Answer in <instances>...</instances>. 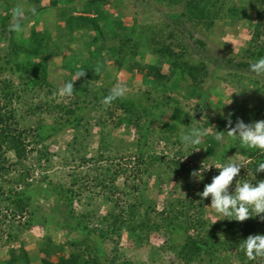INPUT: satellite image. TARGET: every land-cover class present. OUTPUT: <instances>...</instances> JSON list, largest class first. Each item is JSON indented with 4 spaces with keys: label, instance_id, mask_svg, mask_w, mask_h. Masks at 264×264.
<instances>
[{
    "label": "trees",
    "instance_id": "obj_1",
    "mask_svg": "<svg viewBox=\"0 0 264 264\" xmlns=\"http://www.w3.org/2000/svg\"><path fill=\"white\" fill-rule=\"evenodd\" d=\"M128 1L49 0L47 5H42V0H24L27 4L30 2L35 5L33 7L37 14L29 13L24 18L23 26L32 16L38 19L40 15L54 11L58 17L57 38L53 39L50 30L33 27L30 39L21 42L15 38L16 33L9 30L13 22L11 10L20 5L19 0H0V35L3 41H7L6 51H2L0 45V212L2 209L6 214H11L14 221L17 217L24 218L22 229L34 226L46 229L39 249L41 264H134L119 261L118 255L108 256L105 241L113 236L121 238L126 232L134 237L136 246L141 247L149 242L153 233L160 231L166 233L168 249L179 257L182 264H264V258L248 260L240 248V243L248 235L264 234V222L259 218H249L243 222L224 218L222 222L212 223L207 217L210 197L201 201L198 195L212 178L205 172L204 180L198 181L197 190L191 189L190 173L201 166L197 162H183V157H186L183 151L185 145L179 137L191 127L193 119L183 110L178 99L169 96L171 91L185 90L190 99L204 105L206 99H209L208 92L203 90L209 67L204 58L195 59L192 56L190 41L194 37L186 31L184 18L210 31L218 20L231 24L232 20L247 14L242 13L241 8L235 4L225 8L227 0H135L156 9L154 14L157 15L160 7L151 2H166L168 6L177 3L179 7L182 6L181 13L172 12L167 18L158 15L164 24L156 26L148 23V26L139 29L136 21H127ZM110 4L118 11L112 13L107 9ZM249 9L256 10V18L250 21L251 38L245 53L256 61L264 57V0H251ZM140 30L149 33L146 40L143 34L142 38L139 35ZM77 38L82 40V50L79 56L62 58L63 68L68 70L69 75L64 77L60 87L72 81L77 72L84 71L85 75L73 82L74 94L67 96V100H50V96L57 95L60 88L50 81V61L62 55L60 49L55 50V47L60 42L70 47L69 43L74 44ZM193 44L196 50L207 48L206 42L201 39L193 41ZM111 56L117 72L125 68L138 87L147 89L145 94L121 96L109 104L103 102L112 89L110 86H98V83ZM232 61L228 60L227 63L231 64ZM219 62L218 71L225 66ZM251 64L238 63L236 66L250 68ZM165 66L168 67L166 72ZM7 75L18 78L19 83L15 84ZM230 76L232 81L240 85L243 79H247L235 74ZM34 94L39 98L44 94L43 100L34 102L35 99L31 97ZM22 104L26 105L27 116L46 113L53 117L54 122H39L33 131L22 129L10 115L13 106ZM235 105L241 112V119L244 121V117H247V123L264 119V105L254 107L249 112H245L238 101ZM203 110L201 106L200 112ZM93 113L98 114L95 122L92 121ZM236 115L233 113L231 117L233 125L237 120ZM221 118L223 120L216 122L217 131L207 134L202 140L204 160L213 157L223 163L224 158L240 156L247 161L249 169L248 173L241 175L243 179L254 180L252 171L257 180L264 179V172H255V164L258 160H264V153L248 149L238 140H232L227 135V120ZM108 121H114L115 124L110 131H106ZM95 125L103 134L98 143L96 158L102 161L107 156L109 161L122 162L127 158L130 159L128 163L133 161L136 169L132 171L130 185L124 188L114 186L127 173L121 164L110 165L100 170L97 176H75L74 182L69 185L49 181L45 174L39 184L43 190L27 181V171L31 167L27 164L30 155L35 154L37 157V164L32 166L40 169H45L46 165L49 167L57 154L50 152L47 143L63 132H72L66 165H85L84 155ZM211 125L208 121L203 128L207 129ZM121 128L125 136L136 135L131 143L134 150L129 156L115 152L110 142L112 131ZM217 135L227 136V143L218 141ZM155 140H164L178 147V159L170 160L163 153H158L154 146ZM165 160H169L167 174L171 173L167 178L157 166ZM17 171H20L18 175ZM154 173H159L156 178L159 189L174 177L177 179L178 174L185 175L190 181L185 192L181 195L172 194L170 202L161 211L157 210L154 200L148 196L150 181L143 182L145 175L152 176ZM88 179L104 189L114 188V194L118 195L116 200L115 196H104L105 204L109 207L104 216L97 217L93 210L79 213L75 208V204L83 200L82 190L88 184ZM235 179L239 178H234L232 187ZM79 181L84 185L81 190L76 188ZM45 183L49 186L45 187ZM43 198L46 201L50 199V202L52 199L54 204L53 212L48 215L41 214L37 202ZM121 199H125L124 202ZM95 218H98L96 225L91 226ZM50 225L58 226L68 234H79L82 238L59 241L50 231ZM12 229H15L14 225ZM6 240L11 244L16 243L18 233L8 232ZM66 247L71 249L68 255H65ZM8 254L6 260L0 258V264H32L24 244L9 249ZM51 255L58 258V261H53Z\"/></svg>",
    "mask_w": 264,
    "mask_h": 264
},
{
    "label": "rangeland",
    "instance_id": "obj_2",
    "mask_svg": "<svg viewBox=\"0 0 264 264\" xmlns=\"http://www.w3.org/2000/svg\"><path fill=\"white\" fill-rule=\"evenodd\" d=\"M28 2V1H27ZM49 0H42V5H47ZM251 0H227L226 6H230L235 4L237 8H241V12L243 11L247 16L239 17L237 20H232L231 24L226 23L223 20H218L214 28L210 31L203 28L202 25H196L194 22L190 21L189 18H184L186 31L193 35L194 39L190 41L191 43V52L192 56L195 59L199 57L204 58L209 67V74L204 83V89L208 92L209 99H206V103L199 102L198 100H192L188 96V93L185 90L180 92L171 91L169 96L175 99H178L181 103V107L183 110L189 114L191 119H193L192 126L204 127V124L208 121L211 122V126L207 128L208 134L215 133L216 122L223 120L221 117H226L229 112L236 113V118L241 119V112L236 107L235 103L238 101L242 108L246 110L245 112H249L254 107L263 106L264 105V75H256L250 71V68H240L236 65L238 63H255V61L247 55L246 50L248 48V42L251 38V28L250 21H254L256 18V10L249 9ZM20 5L24 6L26 9L32 8L35 6L33 3H25L24 0H19ZM155 6H159L158 15L161 17H168V14L172 12H182V6L179 7L177 3H174L170 6L167 5L166 2L158 3L151 2ZM39 5V6H42ZM128 8V17L127 21L134 20L136 24L140 27L145 28L148 26V23H152L153 25L164 24L160 17L157 14H154L156 9H151L146 7L141 2H136L135 0H129L127 2ZM243 7V9H242ZM112 13L117 12V9H114L111 4L107 6ZM242 12V13H243ZM247 12V13H246ZM29 15V13H28ZM36 16H32L27 23L23 26V31L16 33L15 38L18 41L26 42L30 39L32 28L35 27L39 30H50L51 35H53V39L57 38V30L56 23L58 22V17L56 16V12L49 11L43 15H40L38 19ZM139 35L143 39L146 40L149 33H143L138 31ZM204 40L207 44V48L196 50L195 44L193 41L196 40ZM63 42L59 43L58 48L61 51L59 58H54L50 61V81L54 82L55 85H60L64 81V77L69 75L68 70L63 68V57L64 56H79L78 53L81 52L82 48V40L80 38L76 39L74 44H70V47L62 45ZM0 45L1 50H7V41H3L0 35ZM4 53V52H3ZM111 61L107 64V66L103 69L102 77L98 86H110V89L118 88L120 86H124L125 92L123 96L135 97L137 95H143L147 92V89L144 87H138L134 81L130 79V74L123 68L120 72H117V66L112 61V56L110 57ZM228 60H233L232 63H227ZM217 61H221L225 66L218 71L219 63ZM164 71H168V67H164ZM217 71V72H216ZM216 74V76H215ZM238 75L245 76L247 79H243L241 85L237 81H232V77L230 75ZM6 77L12 79V81L17 84L19 83V79L7 75ZM184 85V83H182ZM149 88V87H148ZM34 102H39L43 100L44 94H41L39 98L36 94L31 95ZM65 98V99H64ZM56 102H60L67 100V96L60 95H51L50 100H55ZM140 103V102H139ZM238 105V104H237ZM201 106L203 107V111L200 112ZM26 105H15L10 110V115L12 118L16 119L22 129L26 128L28 130H32L37 126V123L44 122V124H52L54 119L51 115L43 113L42 115H36L33 117H29L26 114ZM119 114V113H118ZM98 114H92L91 116L93 122L97 120ZM244 117V116H243ZM242 117V118H243ZM244 122L247 123V117H244ZM110 120V119H109ZM197 120V121H196ZM115 121V119H114ZM114 121H108L109 127L106 128V131H110V128H114ZM92 122V123H93ZM228 125V124H227ZM156 126V125H155ZM158 126V125H157ZM234 126V125H232ZM230 126L228 125V130ZM124 129H114L112 131V140L110 141L113 144L114 151L121 152L120 155L129 156L132 149L131 143L136 138V135L133 134L131 136L124 135ZM103 134L98 128L97 125L93 126L91 130V138L90 143L87 148V152L84 156L85 165L81 164L80 167L78 163H71L70 165H66V157L69 156L68 153V142L72 138V132L67 131L63 132L57 137L51 139L48 144L49 150L51 153L57 154L54 156L53 161L48 165H46L45 169H40L38 166H32L37 164V157L35 154L30 155L27 164L29 167L27 171L28 179L27 181L33 184L35 187L43 190V187H39L43 176L49 177V181L54 183H66L72 184L74 182L75 176L80 178V175H89V176H97L100 174V170L109 167L110 165L115 166L116 164H121L124 169H126L127 173L121 176L115 183L114 186H120L124 188L131 184V178H133V172L136 169V165L133 163H128L130 159H125L124 161H109L107 156L104 157L105 160L99 161L96 157L98 154V143L100 137ZM227 136L223 135V139L221 140L224 143H227ZM156 141V140H155ZM203 143V142H202ZM155 150L158 153H163L170 160L178 159V155H176L178 147H175L173 144H170L164 140L156 141ZM183 151L186 153V157H183V162L185 163H194L197 162L200 166L203 164L211 163L215 160L213 157H210L208 161H205V150L202 145L192 147L186 146L183 148ZM59 154V155H58ZM93 158H96L93 159ZM120 158V157H119ZM126 158V157H125ZM229 159L236 160L238 162L243 163L245 166L241 168V172L238 178L243 180L242 174L248 173V165L247 161L240 156H230ZM168 163L169 160H165L159 163L158 169L159 171L163 170L164 177H168ZM143 167V166H142ZM33 170V171H32ZM47 170V171H46ZM21 171V170H20ZM20 171H17L18 175ZM133 171V172H132ZM218 169L212 167L207 174L212 178ZM24 172V171H22ZM15 174V175H16ZM157 174L154 173L152 176L145 175L143 182L150 181L149 185V198L154 200V204L158 211H161L165 208V205L170 202L172 194L181 195L182 192H185V188L189 186V179L185 175L178 174L177 179L175 177L171 179V181H167L166 184L163 185L162 189L157 188L156 186V178ZM14 175V176H15ZM16 175V176H17ZM110 182V181H109ZM88 183V184H87ZM86 187L79 181L76 184V188L82 189L83 186V200L81 203H76L75 208L77 212H85L86 210H93L96 212L97 217L104 216L108 213V206L105 204L104 196H115L116 200L118 195H115V189L112 190L104 189L101 185H96L97 182L86 180ZM191 189L196 191L199 187V182L192 178L191 180ZM16 186V185H15ZM14 186V187H15ZM49 185L45 183V187ZM17 188L21 189L22 187L18 186ZM234 188V187H233ZM48 189V188H47ZM46 193V192H45ZM125 197L124 195H122ZM123 202L125 199H121ZM40 208L41 214L48 215L53 212L54 204L52 203V199L46 201L44 198L41 200H37ZM264 215V214H262ZM207 217L212 223L222 222L224 220L223 217L219 216L215 213V211L208 204L207 207ZM98 219V218H97ZM96 218L92 220L91 226L96 225ZM24 223V218L17 217L14 221L12 215L6 214L5 211L1 209L0 212V258L2 260H6L9 256L8 251L11 248L19 247L21 244L25 245V248L28 250L29 255L32 259V264H41V254H39V249L41 244L44 241V237L46 235V229L41 226H34L31 229H22ZM12 225L15 226V229H12ZM20 227V229H18ZM50 231L53 235H56L59 241H64L65 238L75 239L82 238L81 235L72 233H66V230L60 229L58 226H49ZM22 229V230H21ZM14 231L18 233V241L16 243H9L6 240V235L8 232ZM180 240V239H179ZM178 240V241H179ZM167 236L164 231H160L157 233H153L150 237L148 243L144 246H136V240L134 237L127 235L125 232L121 238L117 236H113L112 239L105 241V249L108 256L118 255L119 261H129L134 264H182L179 257L172 253L170 249H168L167 244ZM71 249L65 248V255L70 253ZM223 254V253H222ZM222 254L220 256H222ZM53 261H58V258L53 255L50 256ZM208 260V257H206ZM235 263V261L233 262ZM23 264V263H20ZM238 264V263H237Z\"/></svg>",
    "mask_w": 264,
    "mask_h": 264
},
{
    "label": "clouds",
    "instance_id": "obj_3",
    "mask_svg": "<svg viewBox=\"0 0 264 264\" xmlns=\"http://www.w3.org/2000/svg\"><path fill=\"white\" fill-rule=\"evenodd\" d=\"M31 13L37 14L35 7L26 9L22 5H18L11 10L13 22L9 25V30L15 33L23 31L24 18ZM250 71L256 75H264V57H261L250 65ZM85 75L84 71L77 72L72 81L66 82L58 89L60 96H72L74 94V81ZM125 88L120 86L113 88L110 94L104 97L105 104L124 95ZM232 113L229 112L225 119L230 126L227 135L232 140H238L242 146L248 149L258 150L264 153V119L251 123H245L242 119L237 118L233 125L231 119ZM197 121V120H196ZM208 134L206 128L197 126L189 127L187 131L183 132L179 139L186 146H200L203 138ZM216 139L221 141L223 135H217ZM245 166L243 163L236 160L225 159L221 163L217 158L211 163L203 164L198 169L192 170L190 173L191 178L197 181L204 180V173L209 171L212 167L219 170L217 175H214L210 183H206L203 191L198 195L201 201L205 198L211 200L210 207L219 216L243 222L249 218H259L264 222V179L257 180L253 174L254 180L248 179H235L239 177L241 168ZM255 172H264V160H258L255 164ZM240 248L244 252L248 260H256L264 258V234H250L246 239L240 243ZM224 256V255H223Z\"/></svg>",
    "mask_w": 264,
    "mask_h": 264
},
{
    "label": "crops",
    "instance_id": "obj_4",
    "mask_svg": "<svg viewBox=\"0 0 264 264\" xmlns=\"http://www.w3.org/2000/svg\"><path fill=\"white\" fill-rule=\"evenodd\" d=\"M32 261V260H31ZM23 264H26V263H23Z\"/></svg>",
    "mask_w": 264,
    "mask_h": 264
}]
</instances>
